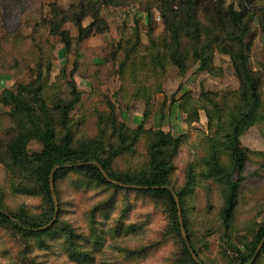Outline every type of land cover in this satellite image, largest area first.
I'll return each mask as SVG.
<instances>
[{
  "label": "rangeland",
  "instance_id": "1",
  "mask_svg": "<svg viewBox=\"0 0 264 264\" xmlns=\"http://www.w3.org/2000/svg\"><path fill=\"white\" fill-rule=\"evenodd\" d=\"M81 1L0 0V94L5 88L15 89L18 83L36 79L41 62L44 76L49 74L44 92L50 105L56 97H71L69 82L73 79L83 92L80 102L70 113L75 145L99 136L97 114L108 112L109 106L114 108L122 121H126L129 114L135 116L139 113L141 118L129 124L131 127L143 124L145 129L162 128L174 136L184 134L186 137L175 161L173 181L178 190L182 189L187 184L191 169L196 181L193 192L185 197V214L181 207L182 217L186 216L192 241L207 264H231L237 254L234 247L244 250L259 226L264 224V120L248 127L241 136L243 146L249 148L250 152L240 175L243 179L232 228L226 235L221 216L225 201L224 187L206 176L204 163L209 138L216 136L225 118L219 119L216 108L209 104V111L213 115L212 123H209L207 111L202 106L206 104V92H213L218 101L224 98L232 100L239 88L240 82L229 56L215 48L211 60L214 71L200 69L201 63L189 56L184 72L169 65L162 77L161 74L150 75L149 72L153 71L152 47L148 35L149 23L142 10L145 7L151 9L155 28L153 37L161 40L166 36L159 11L161 0H120L103 6L101 16L108 23L109 30L92 34L80 42L74 41L75 44L67 50L61 37L52 33L49 21L57 18L60 11H65L67 17L62 20V27L76 37L78 30L70 20L73 13L71 8L79 6ZM244 4V0H199V17L202 21L207 20V16H211L219 5L240 9ZM247 6L254 16L249 21L250 34L247 37L250 43L249 67L261 74L264 80V0H252ZM138 18L142 40L133 57L137 62L145 61L143 68L142 65L139 67L144 75L138 81L150 86V90L137 95L139 83L130 82V78L120 79L118 65L109 59L112 44L118 42L111 41L109 36L116 34L118 40L121 36H134ZM90 21L91 16H87L83 23L87 25ZM49 64L51 67L47 71ZM148 68L151 70L147 73ZM121 86L124 89H120ZM119 90L122 91L119 93ZM148 96L150 115L145 119L143 115ZM10 110V105L0 103L2 141L15 134ZM195 113L198 119H194ZM110 134L111 131L104 139L106 145L111 142ZM61 135L59 130V137ZM29 148L38 151L42 149V144L33 140ZM146 159L147 143L143 137L134 154L120 155L114 167L140 171L145 167ZM224 160L228 162V156H224ZM238 177L235 175V178ZM20 182L21 177L13 176L0 162V199L6 210L23 208L29 214H40L45 207L42 197L15 191L13 184ZM87 183L76 173H70L58 183L63 221L85 236L92 233L91 210L108 200L114 192L112 188ZM117 195L116 203L106 215L98 211L95 216L94 226L102 239L97 245L85 243L83 249L92 256L90 262L71 260L62 236L53 239L44 236V246H40L37 239H31V247H28L10 227L1 226L0 264H175L180 243L178 238L168 236L169 216L165 202L135 192L118 191ZM123 213L124 229L115 231ZM228 240L234 247L228 246ZM255 264H264V253Z\"/></svg>",
  "mask_w": 264,
  "mask_h": 264
},
{
  "label": "trees",
  "instance_id": "2",
  "mask_svg": "<svg viewBox=\"0 0 264 264\" xmlns=\"http://www.w3.org/2000/svg\"><path fill=\"white\" fill-rule=\"evenodd\" d=\"M120 0H82L73 10L70 20L77 27L78 35L72 36L62 27V20L67 17L65 11L60 13L51 23V31L61 37L65 48L70 50L75 42H80L88 36L96 33H104L109 30L108 23L102 18L103 6L118 3ZM160 14L165 25V33L161 40L153 37L154 22L151 9L145 7L149 23L148 35L152 47V76H163L167 67L173 66L180 72L186 70V61L191 56L196 62H200V69L214 71L211 65L212 55L218 48L223 55L229 56L234 73L239 79V88L234 92L233 99L224 98L223 101L215 100L213 92H206L204 99L206 104L202 106L207 111L209 123H212L213 115L208 105L212 104L218 113L219 119L225 118L220 123V129L215 137L209 138L208 153L204 157L205 173L208 178L216 180L223 185L225 201L221 209V216L225 226V234L228 235L232 228L236 207L239 203L241 187V173L249 158V148L243 146L241 136L244 131L264 120V80L261 74L249 67L250 43L247 37L250 34L249 21L253 14L249 12L248 3L252 0H244L245 4L240 9L233 6L225 8L219 5L214 8L212 15L202 21L199 17V0H161ZM62 13V14H61ZM250 14V15H249ZM63 15L61 18L59 16ZM87 16L91 21L83 23ZM141 18V17H140ZM140 18L135 21L134 36L123 37L113 45L110 54L111 61L118 65L120 79H129L137 82L143 74L139 68H143L145 61L137 62L134 53L141 43L139 31ZM142 19V18H141ZM264 29V17L262 18ZM75 41V42H74ZM191 49H189V48ZM50 64L47 71L50 70ZM36 79L28 83H18L15 89L5 88L0 94V103L10 105V117L13 122L15 134L8 140L0 138V162L13 176L21 177V182L13 184L15 191L28 195L41 196L45 207L40 214H29L23 208L16 211H7L0 199V227H10L15 235L20 236L29 245L31 239H37L40 246H44L43 237H64V247L69 258L75 262L86 263L92 260L90 252L84 250L86 242L97 245L102 239L98 228L94 226L97 212L106 215L117 201L118 191L135 192L148 196L155 200L164 201L167 207L169 222L168 236L178 238L180 249L175 259V264H198L192 257L186 240L183 238L179 217V208L174 194L167 188H155L169 185L179 197L180 205L185 214L184 201L188 193L193 192L196 176L189 172L187 184L180 190L176 187L173 178L176 171V158L184 144L185 135L174 136L164 129H145L143 124L131 127L126 121L118 118L113 107L109 106L108 112H98L97 122L99 136L90 139L77 146L74 144V132L70 124V113L80 102L82 91L73 79L69 83L72 87L70 98H55L52 105L44 90L49 81V74L44 76L42 63H39ZM144 70V69H143ZM151 69H146V72ZM142 71V73L140 72ZM74 71L71 73L73 75ZM152 85V84H151ZM120 89H124L121 86ZM150 86L140 82L136 94L149 92ZM122 90H119V93ZM222 102V103H221ZM150 96L146 99L144 118L150 115ZM198 119L197 113L193 114ZM12 127V128H13ZM59 130L62 135L59 137ZM111 131L109 145L105 144V137ZM221 131V132H220ZM222 133V134H221ZM145 137L147 143V159L145 167L140 171L119 170L114 167L115 160L122 154H134L140 139ZM36 140L42 144V149L31 151L29 144ZM224 156H228L225 162ZM99 162L107 171L109 177L125 184L137 185L146 188L132 189L120 187L110 182L102 173L99 166L90 163ZM56 165H65L56 169L53 173L54 190L59 198L58 183L70 173H76L87 180V184L106 186L114 189L108 200L91 210L92 233L89 236L78 232L70 223L63 221L62 210L54 224L44 230H36L51 222L54 218L56 206L51 189V173ZM235 175H239L235 178ZM0 184V191L1 190ZM127 211V209H126ZM124 213L118 220L116 230L124 229ZM183 224L187 232V238L199 259L207 264L195 247L189 230L186 216ZM93 237V241H91ZM264 237V224L260 225L253 238L244 246V250L235 248L228 240V246L234 247L237 254L231 264H245L250 261L262 238ZM227 250H225L226 254ZM264 253V245L252 264H255Z\"/></svg>",
  "mask_w": 264,
  "mask_h": 264
},
{
  "label": "water",
  "instance_id": "3",
  "mask_svg": "<svg viewBox=\"0 0 264 264\" xmlns=\"http://www.w3.org/2000/svg\"><path fill=\"white\" fill-rule=\"evenodd\" d=\"M90 163L99 166L100 169H101V171H102V173H103V175H104V176H105L110 182H112V183H114V184H116V185H118V186H120V187H124V188H132V189L146 188V187L137 186V185L125 184V183H122V182H120V181H115V180H113V179H111V178L109 177L107 171L102 167V165H101L99 162H97V161H91ZM63 166H65V165H56L55 168L52 170V173H51V189H52L53 199H54L55 206H56V211H55L54 218H53V220H52L51 222H49L47 225H45V226H43V227H41V228H37L36 230H44V229L49 228L50 226H52V225L54 224L55 220L58 218V214H59V202H58V198H57V195H56V193H55V190H54V185H53V183H54V181H53V173H54V171H55L56 169H59V168H61V167H63ZM161 187H163V188H167V189H170V190L173 192L174 197H175V200H176L177 205H178V208H179V217H180L181 231H182V234H183V238H184V239L186 240V242H187V246H188V248L190 249V252H191V254H192L193 259H194L198 264H204V263L199 259V257L197 256V253L194 251V249L192 248L190 242L188 241V238H187V232H186V229H185L184 224H183L182 210H181V205H180V200H179L178 195H177L176 192L173 190V188H172L171 186H169V185H166V186H160V187H157V186H156L155 188H161ZM263 245H264V237L262 238L260 244L258 245L257 250H256V252H255L253 258H252L250 261H248L247 263H245V264H252V263L254 262V260L256 259L257 255L259 254L260 250L262 249Z\"/></svg>",
  "mask_w": 264,
  "mask_h": 264
},
{
  "label": "crops",
  "instance_id": "4",
  "mask_svg": "<svg viewBox=\"0 0 264 264\" xmlns=\"http://www.w3.org/2000/svg\"><path fill=\"white\" fill-rule=\"evenodd\" d=\"M112 35L113 36H109V39L111 41H113V42L119 41L118 40V36H116V34H112ZM128 116L129 117L127 118L126 122L129 123V124H133V123L137 122L141 118V115L139 113L138 114H135V116H132V114H129Z\"/></svg>",
  "mask_w": 264,
  "mask_h": 264
}]
</instances>
